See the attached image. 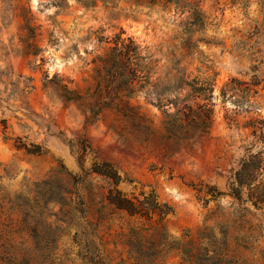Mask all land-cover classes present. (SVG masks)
I'll return each instance as SVG.
<instances>
[{"label":"rangeland","instance_id":"obj_1","mask_svg":"<svg viewBox=\"0 0 264 264\" xmlns=\"http://www.w3.org/2000/svg\"><path fill=\"white\" fill-rule=\"evenodd\" d=\"M175 98L205 124L185 140L166 130ZM254 119L264 0H0V264H141L130 233L142 223L101 209L113 185L94 168L170 207L152 243L214 229L239 264H264V209L243 204L245 223L228 196L240 160L264 159ZM60 197L82 203L62 232ZM161 251L155 264H186Z\"/></svg>","mask_w":264,"mask_h":264},{"label":"trees","instance_id":"obj_2","mask_svg":"<svg viewBox=\"0 0 264 264\" xmlns=\"http://www.w3.org/2000/svg\"><path fill=\"white\" fill-rule=\"evenodd\" d=\"M175 86L174 90H180V86ZM174 88V87H173ZM162 102L160 101L158 107L161 108ZM167 106L173 107L175 113L173 115H166L167 121L165 122L166 130L170 137L176 139L185 140V134L188 133V129L205 125L203 121L195 119L191 116L194 114V110L188 107L185 103L181 102L178 98L172 101H167ZM187 111V112H186ZM248 128L251 129V137L254 143H264V119H254L248 124ZM247 153H249L248 150ZM108 168V166H107ZM110 168V167H109ZM104 179L110 181L113 188L105 195L101 209L109 208L119 213H125L129 218L135 219L141 222V226L131 228V244L135 248L134 259L141 264H155L156 261L162 256L161 248L178 253L182 261L186 264H239V260L236 254L231 252L225 233H221L223 240L218 242L215 235V230L210 229L209 232H204L198 235L196 241L190 239L188 233H184L181 239L173 240L169 242L162 236L161 241L158 244L152 243L147 238V232L153 225V218L157 217L155 222L160 223L168 214L172 211L167 205H161L157 202V198L154 194L145 196L143 192L139 194V197H128L117 189L120 182V177L108 169V171H101L97 168L91 170ZM264 176V159L260 153L249 154L245 158H242L238 164V170L233 172V184L229 187L228 196L233 200V204L238 207V217L243 219L245 223H250L246 217L250 215V211L243 207V204H248L253 211L262 212L264 209V183L262 178ZM243 190L246 191V197L243 199ZM223 196V194H220ZM52 201L44 200L41 207L47 208ZM60 204V215H55V221H53L54 229L62 232L64 227H68L72 223L75 217L72 214L75 212L79 217L82 215L79 206L82 203L74 204L73 202H67L66 199L60 197L53 200ZM28 202L29 207H33ZM33 205L39 207V203L33 200ZM69 206V210L64 207ZM41 217V222H46L45 218ZM78 218V217H77ZM43 219V221H42ZM46 224V223H45ZM60 224V225H57ZM78 225L77 223H75ZM52 226V224H47ZM34 236L37 238V228H33ZM60 236L55 237V242H58ZM246 249L247 247H243Z\"/></svg>","mask_w":264,"mask_h":264}]
</instances>
